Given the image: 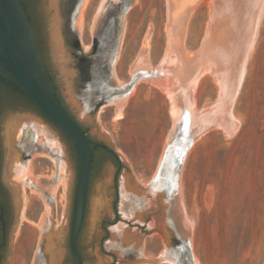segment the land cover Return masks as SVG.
<instances>
[{
	"label": "water",
	"instance_id": "obj_1",
	"mask_svg": "<svg viewBox=\"0 0 264 264\" xmlns=\"http://www.w3.org/2000/svg\"><path fill=\"white\" fill-rule=\"evenodd\" d=\"M27 1L31 16L34 5L39 12V20L33 18L32 21L38 38L21 0H0V77L26 95L49 123L77 148L78 166L68 236L69 250L76 264H83L75 241L86 202V226L81 245L84 250L91 232L93 250L91 256H86L84 264H198L192 252L193 220L184 214L182 205L180 170L192 144L205 132L221 129L224 138H229L240 126L232 116V104L256 38L264 0H165L166 46L163 57L156 67L148 64L152 30L149 24L136 61L129 68L127 83H120L115 78L114 64L119 55L125 15L136 4L135 0H102L94 15L90 27L92 40L94 27H98L107 12L116 9L118 14L120 33L115 49L105 63L98 57L91 58L93 41L85 52L80 47L77 22L87 0H76L68 6L63 5L62 0H35L34 5ZM205 1L208 2L209 20L201 46L194 53L186 52L183 40L187 20L191 12ZM48 71L66 109L94 141L88 139L61 108ZM206 73L213 77L219 92L215 102L196 110V84ZM138 81L150 83L166 95L171 116V128L157 168L147 184L142 180L136 183L125 158L114 149L110 134L97 122L100 108L110 104L116 105L111 121L120 118L122 107ZM119 87L125 89L119 90ZM15 98L19 99L18 96ZM49 123L45 124L34 113L24 111L19 104L11 105L5 101L0 108V182L9 188L14 206L5 264H10L12 245L27 201L21 186L37 193L44 206L36 225L39 238L31 264H66L64 250L68 193L74 178L73 162L68 163L65 146L54 144L56 131ZM17 130L20 135L15 142ZM25 131H32L37 141L52 148L59 160L55 161L44 148L32 146L28 151L26 142L22 141ZM40 134L44 137L39 138ZM99 149L114 158L117 169L114 161ZM169 164L174 167L173 184L172 191L166 194L157 188L155 179L160 169ZM59 170L63 171V178L58 177ZM59 182L64 204L61 224L57 225L54 196ZM49 197L51 203H48ZM151 206L155 207L151 218L155 220L156 229L137 230L136 224L144 223ZM166 216L186 242V253L182 256L168 246L171 236L164 228ZM103 221L108 222L105 231L101 229ZM154 233L163 243L162 251L156 258H145L143 238L152 237Z\"/></svg>",
	"mask_w": 264,
	"mask_h": 264
},
{
	"label": "rangeland",
	"instance_id": "obj_2",
	"mask_svg": "<svg viewBox=\"0 0 264 264\" xmlns=\"http://www.w3.org/2000/svg\"><path fill=\"white\" fill-rule=\"evenodd\" d=\"M101 1L87 0L81 10L82 25L77 22V27L84 52L92 42L90 27ZM135 3L125 15L114 64V76L120 83L130 79L129 68L136 61L149 24L151 67L159 64L166 46V1ZM208 10V5L202 3L187 20L183 46L188 52L194 53L201 46ZM256 33L232 104V116L240 126L229 138H224L220 130L205 132L194 141L181 166L182 205L184 214L193 220L192 252L198 264H264V9ZM218 92L212 77L200 78L195 90L197 107L215 102ZM114 116V104L102 106L97 122L110 134L114 149L125 158L134 180L149 183L171 128L168 100L150 83L138 81L122 107L121 117L112 122ZM19 135L16 131L15 142ZM58 177H62L60 171ZM21 192L27 200L25 220L20 221L10 264H31L39 238L36 224L44 210L36 193L27 186H21ZM61 195V187L57 186V225L61 224L64 204ZM161 251L156 233L144 236L143 257L156 258Z\"/></svg>",
	"mask_w": 264,
	"mask_h": 264
},
{
	"label": "flooded vegetation",
	"instance_id": "obj_3",
	"mask_svg": "<svg viewBox=\"0 0 264 264\" xmlns=\"http://www.w3.org/2000/svg\"><path fill=\"white\" fill-rule=\"evenodd\" d=\"M76 0H62L64 3L63 5L68 6L74 4ZM105 18L100 22L97 28L94 27L93 30V42H92V49H91V58L92 57H98L99 60H102L103 63H105L108 58L111 56L112 52L115 49L117 38L119 36L120 30H119V22H118V14L116 12V9L113 12H107V14L104 16ZM31 23V22H30ZM32 24V23H31ZM50 73V72H49ZM92 79V77H91ZM93 80V79H92ZM54 82V81H53ZM55 84V82H54ZM125 87H119V90H124ZM55 93H56V98L61 106V108L64 110V112L77 124V126L80 128V130L85 134V136L91 139L88 135L85 129L75 120V118L70 114V112L66 109L65 105L63 104L60 96L58 95L57 88L55 85ZM30 112V111H29ZM34 113V112H31ZM43 123L47 124L49 121L39 113H34ZM50 124V123H49ZM51 125V124H50ZM52 126V125H51ZM53 127V126H52ZM56 131V142L61 144L62 146H65V150L67 151V161L68 163L73 162V171H74V178L72 182V186H70V190L68 193V199H69V214H68V222H67V230H66V239H65V250H64V258H65V263L66 264H76L74 258L72 257L70 250H69V245H68V236H69V228H70V223H71V214H72V205H73V192H74V187H75V180H76V172H77V166H78V151L75 146V144L61 131L53 127ZM22 141L26 142L25 143V148L30 151L32 149V146L36 149L44 148L45 151L48 152L52 157L55 158V161H58V155L57 153L50 147H48L46 144L42 145L40 141L36 140L35 134L32 131L29 132H24L22 134ZM98 149V148H94ZM92 150V160H93V151ZM101 150V149H99ZM103 154L106 156H109L115 163L116 169H117V163L115 162L114 158L108 154L107 152L101 150ZM178 159V158H176ZM175 159V160H176ZM92 160H91V168H92ZM122 168V166H121ZM115 169V170H116ZM121 170V169H120ZM91 171L90 169V174L88 178V188H87V193L89 190V184H90V177H91ZM173 171L174 167L172 164H169L167 166H164L160 169L156 179H155V184L157 188L161 189L164 193L168 194L169 192L172 191L171 185L173 184ZM120 172V171H119ZM118 172V174H119ZM114 188V186H113ZM114 199H115V194H114ZM49 201L48 203H51V198H47ZM114 201V200H113ZM112 201V202H113ZM139 206V203L137 204ZM13 207L12 202H11V192L9 191V188L4 185L3 183L0 182V264H5L6 263V258H7V252H8V239H9V232H10V227L12 225L13 217H14V212H13ZM116 207V206H115ZM154 206L150 207V211L146 213L144 217V223L139 225L136 224L137 230H146V227L148 228L149 231H154L156 229V224L155 220L151 218V211L154 209ZM113 211V210H112ZM169 211H167L168 214ZM86 215H87V202H86V207H85V212H84V217L82 221V225L79 231V234L77 235L76 241H75V248L76 251L78 252L82 263L84 264L86 262L87 257L86 256H91L92 250H93V245H92V233L87 232L89 234L88 241L84 247V250L82 248V242H83V233L85 230L86 226ZM115 215V214H114ZM118 218V216H117ZM116 220V217H115ZM118 220V219H117ZM107 221H103L101 224V229L103 231L106 230V224ZM150 224H154L153 226H149ZM164 228L165 231L167 230L168 234L171 236L170 241L168 242V246L171 249V251H174L175 253L177 252L180 254V256L184 255L186 253L187 245L186 242L182 240V237L178 235L176 232L175 226L170 219L169 216H166L164 219ZM157 235V234H156ZM163 244V243H162Z\"/></svg>",
	"mask_w": 264,
	"mask_h": 264
},
{
	"label": "trees",
	"instance_id": "obj_4",
	"mask_svg": "<svg viewBox=\"0 0 264 264\" xmlns=\"http://www.w3.org/2000/svg\"><path fill=\"white\" fill-rule=\"evenodd\" d=\"M30 1H31V4H33V5L36 4V1L35 0H29V2ZM21 3H22V6H23L25 12L28 14V20L31 23H33L32 22L33 21V18H36V20L38 21L40 17H39L38 10L36 11V6L35 5L33 6L34 13L31 16L29 14V10H28V1L27 0H21ZM33 28H34L35 34L37 36V32L35 30L34 25H33ZM37 38H38V36H37ZM48 75H49V78H50V80L52 81V83L54 85V88H55V84L53 82L54 79H53L51 73H49V71H48ZM14 94H16L19 99H16L15 97H17V96L14 97ZM55 97H57L56 96V93H55ZM5 101L8 102V104H11V105L19 104L24 111H30V112L42 114L39 111V109L34 105V103L32 101H30V99L26 95H24L23 93H21L10 82L5 81V80H3L0 77V108H2L3 102H5Z\"/></svg>",
	"mask_w": 264,
	"mask_h": 264
},
{
	"label": "bare ground",
	"instance_id": "obj_5",
	"mask_svg": "<svg viewBox=\"0 0 264 264\" xmlns=\"http://www.w3.org/2000/svg\"><path fill=\"white\" fill-rule=\"evenodd\" d=\"M202 3H205V4H207L208 5V2L207 1H205V2H201L199 5H201ZM198 5V6H199ZM197 6V7H198ZM209 8V7H208ZM264 9V7L262 8V10ZM190 16V15H189ZM261 18V17H260ZM260 21V20H259ZM81 25H82V15H81V18H79V20H78V26H80L81 27ZM256 32H257V28H256ZM183 49L186 51V52H188L185 48H184V46H183ZM252 50V49H251ZM189 53H191V52H189ZM250 54H251V52H250ZM250 54H249V56H250ZM249 58V57H248ZM247 62V61H246ZM148 64H149V61H148ZM246 65V64H245ZM246 67V66H245ZM244 75V74H243ZM206 76H210V77H212L209 73H206V74H203L202 76H200L199 77V79L200 78H204V77H206ZM213 78V77H212ZM243 78V77H242ZM199 79H198V81H199ZM214 80V79H213ZM198 81H197V84H198ZM241 82H242V80H241ZM197 84H196V86H197ZM216 84V83H215ZM241 84V83H240ZM217 85V84H216ZM153 86V85H152ZM218 86V85H217ZM155 89H157L162 95H164L165 97H166V95L163 93V92H161L156 86H153ZM237 93V92H236ZM236 95V94H235ZM166 99H167V97H166ZM234 99H235V97H234ZM168 100V99H167ZM115 107H116V105H115ZM195 108H196V110H199V108L197 107V101H196V97H195ZM201 109V108H200ZM121 115H122V110H121ZM169 116H170V113H169ZM170 118H171V116H170ZM39 128L40 129H43V126L42 125H39ZM214 131V130H220L222 133H223V131L221 130V129H210V130H208V131ZM207 131V132H208ZM17 132H19V130H17ZM41 136H43L44 137V135L43 134H40ZM224 135V134H223ZM54 144L57 146V147H59V143L58 142H54ZM60 171V175H62V177H63V171L62 170H59ZM62 177H60V178H62ZM137 183V182H136ZM58 186L59 187H61V191H62V184L59 182L58 183ZM62 193H63V191H62ZM37 194V193H36ZM64 195V194H63ZM63 195H61V198L64 200V196ZM25 197V196H24ZM25 199H26V197H25ZM62 212V211H61ZM43 214V213H42ZM22 220H25V217L23 216V219ZM39 222V221H38ZM38 224V223H37ZM36 224V225H37ZM38 228V227H37ZM196 259V258H195ZM197 261V260H196Z\"/></svg>",
	"mask_w": 264,
	"mask_h": 264
}]
</instances>
